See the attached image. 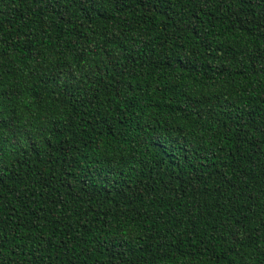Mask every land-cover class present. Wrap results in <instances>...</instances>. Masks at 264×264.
Here are the masks:
<instances>
[{
    "label": "trees",
    "instance_id": "trees-1",
    "mask_svg": "<svg viewBox=\"0 0 264 264\" xmlns=\"http://www.w3.org/2000/svg\"><path fill=\"white\" fill-rule=\"evenodd\" d=\"M0 264H264V0H0Z\"/></svg>",
    "mask_w": 264,
    "mask_h": 264
}]
</instances>
